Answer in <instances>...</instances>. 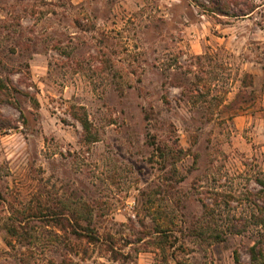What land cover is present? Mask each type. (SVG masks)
Masks as SVG:
<instances>
[{
    "label": "rangeland",
    "instance_id": "obj_1",
    "mask_svg": "<svg viewBox=\"0 0 264 264\" xmlns=\"http://www.w3.org/2000/svg\"><path fill=\"white\" fill-rule=\"evenodd\" d=\"M259 215L264 0H0V264H252Z\"/></svg>",
    "mask_w": 264,
    "mask_h": 264
},
{
    "label": "trees",
    "instance_id": "obj_2",
    "mask_svg": "<svg viewBox=\"0 0 264 264\" xmlns=\"http://www.w3.org/2000/svg\"><path fill=\"white\" fill-rule=\"evenodd\" d=\"M81 124L82 127L84 129V132L86 134H90L91 131V124L88 120V118H81ZM93 142H96L97 140H92ZM264 216L262 217L261 215H259L258 217H256L255 223L260 224V225H264ZM15 236V234H13ZM249 255L250 258L252 260V264H261L264 262V251H263V247L262 245L258 244L253 246L252 248L249 249ZM237 261L239 262V260L237 259Z\"/></svg>",
    "mask_w": 264,
    "mask_h": 264
}]
</instances>
